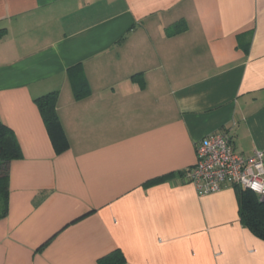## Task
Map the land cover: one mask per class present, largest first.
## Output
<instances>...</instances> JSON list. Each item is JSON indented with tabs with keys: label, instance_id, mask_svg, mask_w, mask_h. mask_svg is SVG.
I'll list each match as a JSON object with an SVG mask.
<instances>
[{
	"label": "crops",
	"instance_id": "0c3cea01",
	"mask_svg": "<svg viewBox=\"0 0 264 264\" xmlns=\"http://www.w3.org/2000/svg\"><path fill=\"white\" fill-rule=\"evenodd\" d=\"M0 121L21 150L0 264H264L241 187L184 177L214 131L264 163V0H0Z\"/></svg>",
	"mask_w": 264,
	"mask_h": 264
},
{
	"label": "built area",
	"instance_id": "2783aa9c",
	"mask_svg": "<svg viewBox=\"0 0 264 264\" xmlns=\"http://www.w3.org/2000/svg\"><path fill=\"white\" fill-rule=\"evenodd\" d=\"M184 177L199 195L236 185L264 196L263 152L254 150L251 155H241L222 131H214L196 144L195 161L185 169Z\"/></svg>",
	"mask_w": 264,
	"mask_h": 264
},
{
	"label": "trees",
	"instance_id": "16d2710c",
	"mask_svg": "<svg viewBox=\"0 0 264 264\" xmlns=\"http://www.w3.org/2000/svg\"><path fill=\"white\" fill-rule=\"evenodd\" d=\"M74 86H76L75 82ZM55 97V92H50L35 98L34 101L54 151L61 153L68 148V141L55 112ZM20 156V146L12 131L0 121V217L7 212L8 164ZM238 212L241 222L252 234L264 240V196H259L243 187L239 188ZM123 262L122 254L116 250L100 258L98 264H123Z\"/></svg>",
	"mask_w": 264,
	"mask_h": 264
}]
</instances>
